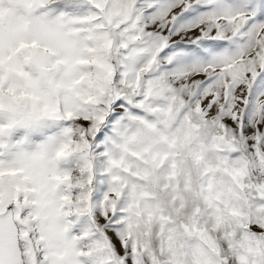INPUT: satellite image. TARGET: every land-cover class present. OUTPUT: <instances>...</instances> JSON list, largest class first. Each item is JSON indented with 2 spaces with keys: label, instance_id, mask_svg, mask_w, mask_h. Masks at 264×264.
I'll list each match as a JSON object with an SVG mask.
<instances>
[{
  "label": "snow or ice",
  "instance_id": "1",
  "mask_svg": "<svg viewBox=\"0 0 264 264\" xmlns=\"http://www.w3.org/2000/svg\"><path fill=\"white\" fill-rule=\"evenodd\" d=\"M0 264H264V0H0Z\"/></svg>",
  "mask_w": 264,
  "mask_h": 264
}]
</instances>
